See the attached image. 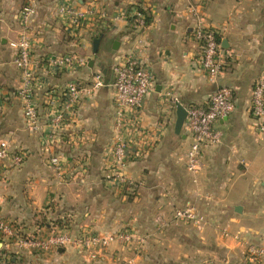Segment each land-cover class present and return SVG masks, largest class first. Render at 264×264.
<instances>
[{
    "label": "crops",
    "instance_id": "1",
    "mask_svg": "<svg viewBox=\"0 0 264 264\" xmlns=\"http://www.w3.org/2000/svg\"><path fill=\"white\" fill-rule=\"evenodd\" d=\"M136 2L151 17L143 31L130 30L117 17ZM60 3L94 13L73 33L57 12ZM21 4V0H0V144L25 155L17 166L0 161V215L35 232L37 238L67 233L54 221L69 217L78 221L75 227L90 222L92 229L103 234L129 224L142 236L143 245L134 254L130 251L134 244L113 241L103 253L87 252L94 258L87 261L88 255L71 245L13 251L0 244V264H116L119 257L133 264H264V253L252 258L246 249L255 245L264 250V133H259L249 114L252 84L264 77V0L38 1L31 55L41 122L62 103L68 81L87 85L100 71L109 83L113 66L130 51L151 72L143 106L126 113L121 132L129 146L126 176L140 184L139 196L130 200L117 198L101 178L107 169L106 152L116 137L110 86L83 93L65 125L55 131L54 141L46 138L43 129L34 132L27 127L17 95L20 74L10 45L20 30ZM188 7L197 10V17ZM101 13L107 18H101ZM199 18L217 30L226 59L214 81L197 60L191 29ZM95 38H99L96 53ZM66 53L83 55L87 65L74 71L54 70L50 57ZM222 86L232 89L234 108L214 124L221 140L202 148L199 177L208 195L199 200L204 221L197 226L173 221L167 228L159 227L153 220L158 213L166 219L168 203L178 191L176 173L181 169L189 173L184 153L190 137L183 127L179 134L174 132L172 99L184 107L205 105L209 95ZM54 155L63 164L59 169L49 162ZM164 173L170 175L169 180ZM164 186L170 188L169 197ZM43 217L49 221L45 227L36 224Z\"/></svg>",
    "mask_w": 264,
    "mask_h": 264
},
{
    "label": "built area",
    "instance_id": "2",
    "mask_svg": "<svg viewBox=\"0 0 264 264\" xmlns=\"http://www.w3.org/2000/svg\"><path fill=\"white\" fill-rule=\"evenodd\" d=\"M22 4L17 13L20 26L17 38L10 43L14 49L13 64L20 74V86L17 95L21 100L23 115L27 127L34 132L44 130L47 139L54 141L57 129L65 125V121L78 106L83 93H91L106 85L113 91L115 100L114 127L118 134L108 148L105 160L107 164L106 178L109 183L124 184L127 176L124 169L128 160V144L122 137L124 120L127 112L138 111L143 106L144 100L151 88L152 75L134 51L126 53L113 68V78L106 83L102 72L93 75L91 81L84 85L79 80L68 81L65 85L64 99L47 116L46 122H41L40 115L34 99V74L31 55V42L34 36L33 22L35 19L39 0H21ZM132 9H123L117 17L122 18L133 31H143L148 26L143 11L148 9L141 3H135ZM139 8L141 10H139ZM188 12L197 17V10L188 7ZM57 12L66 18L69 29L75 33L86 22L88 14L94 11L82 9L69 3H60ZM149 13V12H148ZM101 18H107L99 14ZM192 38L197 47V60L200 68L206 73L210 81H214L223 71L226 65L223 48L218 39L217 30L203 23L199 18L191 29ZM88 59L77 53L56 54L50 57L54 70L74 71L80 66L87 65ZM87 86V87H86ZM173 105L178 99H172ZM234 108L233 91L229 87H219L213 91L205 105L185 106L186 117L183 129L190 137V142L184 153L185 168L191 174H198L203 169L202 148L217 144L221 140V132L215 129L214 124L218 119L228 116ZM250 114L255 121L259 133H264V77L256 78L250 91ZM25 155L21 152L10 151L4 144H0V161L8 160L10 165L17 166L24 161ZM50 163L56 168H61L60 157H50ZM112 177V178H111ZM113 181V182H110ZM173 219L185 223L200 225L204 221L203 214L192 204L187 202L184 206L177 207L173 212ZM33 232L24 231L14 221L3 218L0 215V244L7 250L19 251L25 248H38L47 251L50 248L75 246L78 250H86L90 253L99 252L111 242L117 240L130 241L132 233H108L95 235L82 233L74 237L67 233H52L45 238H37ZM252 258H259L264 250L255 245L247 246Z\"/></svg>",
    "mask_w": 264,
    "mask_h": 264
},
{
    "label": "rangeland",
    "instance_id": "3",
    "mask_svg": "<svg viewBox=\"0 0 264 264\" xmlns=\"http://www.w3.org/2000/svg\"><path fill=\"white\" fill-rule=\"evenodd\" d=\"M250 116H251V114H250ZM115 131H116V135H117L118 134L117 129H115ZM180 150H181V153L184 152L183 147H180ZM143 153H144V151L142 152V154ZM49 160H50V158H49ZM180 169H181V166H180ZM105 174H106V172H104L101 175V178L103 179L104 182H108L107 180H110V179L106 178ZM124 174L126 175L125 169H124ZM176 175H177V183H178L177 190L178 191L173 193L174 199L172 201H169V203H168V206H169V208L167 210L168 212L164 213L166 215V219L164 218L163 213H158L155 217V220H153L156 223V225L159 227L167 228L173 221L176 222L173 219L174 210L177 207L184 206L187 202L194 205L201 213H203L202 208L200 207L201 204H200L199 200H201L202 198H205V195H206V197L208 195L205 193L206 190L201 186L199 173H198V175L197 174L195 175V174H191V173H186L185 171H182V169H181L178 173H176ZM164 178L166 180H169L170 175L164 173ZM110 182H113V181H110ZM108 184L112 186V190L115 193V196L119 199L124 198L126 200H130L131 198L139 196L140 184L137 180H134L133 178L132 179L127 178V182L124 184L117 183L116 181L112 184L108 182ZM163 189L166 193L165 196L169 197L171 194L170 188H167V186H164ZM189 200H191L192 202ZM69 219L68 218L66 220L61 219L62 225L60 227L63 230H65L67 232V234L72 235L74 237H78L82 233L89 234V235L90 234L106 235L107 233H115V232L122 233L124 231L130 230V231H128V232L132 233V238L130 241L117 240L115 242H117L119 245H124V246H130V245L134 244L135 246L131 247V250H130V251H133L134 254H138V251L142 248V245H143L142 236L138 235L136 233L135 229L130 227L131 225H129V224L118 225L115 229L109 230L106 232V234H103V233H100L99 230L92 229L90 226L91 225L90 222H87V225H84L83 228H77V227H75V224H78V221L74 220L70 217H69ZM178 222H180V221H178ZM43 227H45V226H43ZM126 229H128V230H126ZM34 234H36V233L34 232ZM110 244L106 248L102 249L101 253H103L110 246ZM81 252L83 254H87V252L90 253L89 251H86V250H82ZM7 254L11 255V252H9ZM87 255H88L87 257L89 259V260L87 259V261L94 260V258H92L90 256L91 254H87ZM116 264H133V262L131 261V259H128L126 257H124V258L119 257L116 260Z\"/></svg>",
    "mask_w": 264,
    "mask_h": 264
},
{
    "label": "water",
    "instance_id": "4",
    "mask_svg": "<svg viewBox=\"0 0 264 264\" xmlns=\"http://www.w3.org/2000/svg\"><path fill=\"white\" fill-rule=\"evenodd\" d=\"M99 38L93 40V51L96 53L98 50ZM92 65V62L89 63ZM104 72V71H103ZM186 117L185 107L178 101L175 104V122H174V132L179 134L183 126L184 119Z\"/></svg>",
    "mask_w": 264,
    "mask_h": 264
},
{
    "label": "trees",
    "instance_id": "5",
    "mask_svg": "<svg viewBox=\"0 0 264 264\" xmlns=\"http://www.w3.org/2000/svg\"><path fill=\"white\" fill-rule=\"evenodd\" d=\"M134 6H139L138 4L137 5H135V4H133V5H131V6H129L128 7V9H132V7H134ZM140 7V6H139ZM141 8V7H140ZM139 8V10H141ZM143 13L145 14V18H146V23H148L149 24V22H150V20H151V17H150V15H149V13L147 12V11H143ZM49 223V221L46 219V218H42V219H40L39 221H37V225H40V226H46L47 224ZM54 223H56L57 225H59V226H61L62 225V220L61 219H57V220H55L54 221ZM24 229H23V233H24Z\"/></svg>",
    "mask_w": 264,
    "mask_h": 264
}]
</instances>
